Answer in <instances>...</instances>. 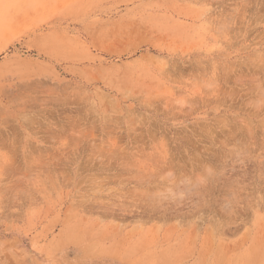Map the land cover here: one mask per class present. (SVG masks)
<instances>
[{
  "label": "rangeland",
  "instance_id": "rangeland-1",
  "mask_svg": "<svg viewBox=\"0 0 264 264\" xmlns=\"http://www.w3.org/2000/svg\"><path fill=\"white\" fill-rule=\"evenodd\" d=\"M0 264H264V0H0Z\"/></svg>",
  "mask_w": 264,
  "mask_h": 264
},
{
  "label": "bare ground",
  "instance_id": "bare-ground-1",
  "mask_svg": "<svg viewBox=\"0 0 264 264\" xmlns=\"http://www.w3.org/2000/svg\"><path fill=\"white\" fill-rule=\"evenodd\" d=\"M2 145V144H1ZM17 150V149H16ZM14 152V151H13ZM9 169V168H8Z\"/></svg>",
  "mask_w": 264,
  "mask_h": 264
}]
</instances>
